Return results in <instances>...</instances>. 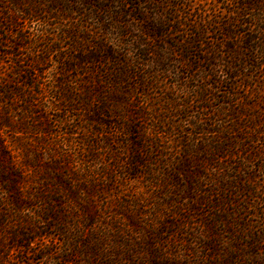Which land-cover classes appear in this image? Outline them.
<instances>
[{"label": "rangeland", "instance_id": "374dc122", "mask_svg": "<svg viewBox=\"0 0 264 264\" xmlns=\"http://www.w3.org/2000/svg\"><path fill=\"white\" fill-rule=\"evenodd\" d=\"M247 1L0 0V162L26 170L28 195L41 185L72 204L53 190L60 165L80 201L151 233L176 264H264V0ZM82 48L111 57L64 71ZM91 73L92 97L115 106L94 125L61 86Z\"/></svg>", "mask_w": 264, "mask_h": 264}, {"label": "trees", "instance_id": "16d2710c", "mask_svg": "<svg viewBox=\"0 0 264 264\" xmlns=\"http://www.w3.org/2000/svg\"><path fill=\"white\" fill-rule=\"evenodd\" d=\"M16 1L12 0L13 3ZM260 2V0L242 2L239 8L243 9L247 5L257 6ZM28 5L27 8H22L23 11L25 13L28 11L31 17L37 18L38 8ZM150 31L152 35L157 36L155 30ZM250 40L254 41L255 38ZM257 47L259 46L254 44L252 50ZM82 51L81 55L73 52L69 56L61 57L64 71L68 73L83 69L88 64H96L111 57L110 54L95 55L88 48H82ZM82 73L88 74L89 71ZM110 74L122 75V77L127 75L122 69ZM93 75L94 73H91V77L81 81L80 90L66 87L64 80L61 83L67 104L73 106L72 103L78 99L77 103L84 111L85 119L90 125L102 123L103 115L109 117L115 108L113 106L110 110L108 104L107 106L99 104L102 98L97 94H94L93 99V93L98 91L97 85L91 84ZM84 83L89 85L84 86ZM117 83L122 84V82ZM5 89L4 95H8V99L20 97L18 91L11 85L7 84ZM45 89V85L38 84L40 93ZM112 96L116 97L115 94ZM95 100L99 102L96 103ZM26 102L31 104L27 99ZM10 118L8 111L3 115L0 113V132L1 128L8 125ZM7 147L0 141L2 156L10 154ZM6 160L7 162H0V264H176L171 256L165 254L164 248L158 245L159 241L151 233L141 232L137 224L94 207L96 203L94 200L90 203L85 200L80 201L73 188L76 186L75 177L60 173V165L54 174L49 173V176L55 177L56 181L53 190L57 189L65 193L70 191V195H75L72 204L60 198L49 197L47 192L39 190L41 185L34 186L35 195L32 190H30L31 195H28V190L24 189L26 170L21 165H17L10 155ZM35 197H40L43 201L37 202L39 203L37 210H34L35 204L32 202Z\"/></svg>", "mask_w": 264, "mask_h": 264}]
</instances>
